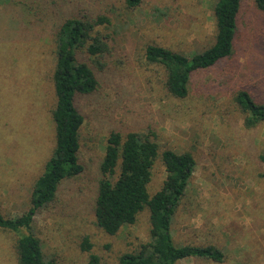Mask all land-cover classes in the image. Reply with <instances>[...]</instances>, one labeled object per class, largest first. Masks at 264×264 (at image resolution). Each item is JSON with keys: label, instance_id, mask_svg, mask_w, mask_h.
Instances as JSON below:
<instances>
[{"label": "rangeland", "instance_id": "374dc122", "mask_svg": "<svg viewBox=\"0 0 264 264\" xmlns=\"http://www.w3.org/2000/svg\"><path fill=\"white\" fill-rule=\"evenodd\" d=\"M81 1L92 13L110 16L107 31L120 46L122 67L103 74L99 90L78 100L85 116L80 132L85 172L64 181L55 201L34 218L31 232L45 258L88 264L93 253L100 264H119L123 254L150 241L147 210L134 225L108 235L96 224L92 202L111 130H151L160 152H189L196 160L173 223L175 243L212 244L225 255L220 263L188 258L178 264H264V164L259 160L264 123L247 129L233 102L241 88L264 100V13L254 0H242L234 56L195 72L188 95L177 98L165 87L164 71L147 64L145 49L155 44L191 57L209 48L218 0H143L133 12H125L121 0ZM5 9L0 0V210L13 219L30 209L34 184L54 147L55 57L51 36L24 30L17 14ZM166 177L158 158L150 194ZM18 237L0 231V264H19ZM85 239L91 252L82 250Z\"/></svg>", "mask_w": 264, "mask_h": 264}, {"label": "trees", "instance_id": "16d2710c", "mask_svg": "<svg viewBox=\"0 0 264 264\" xmlns=\"http://www.w3.org/2000/svg\"><path fill=\"white\" fill-rule=\"evenodd\" d=\"M142 1L121 0V7L125 12H133ZM254 1L264 13V0ZM1 3L6 11L17 14L15 17L24 30L36 29L51 36L56 102L51 110L54 147L34 184L31 207L13 219L6 218L0 210V231L19 235V264H60L45 258L40 239L31 232L32 224L38 211L55 201L64 181L85 172L80 157V132L85 116L77 103L79 98L99 90L103 74L120 70V46L107 31L112 24L110 16L92 13L81 0H1ZM241 4L242 0L216 2L214 43L191 57L160 45L146 47L147 64L164 71L165 87L170 94L185 98L195 72L213 68L234 56ZM233 102L243 114L247 129L264 123V100L257 99L250 90L238 89L233 94ZM105 143V154L98 167L97 193L92 202L96 224L108 235H116L123 227L134 225L145 210L149 212L150 241L141 243L136 251L123 254L119 264H178L188 258L223 262L225 255L215 245H177L174 240L173 223L193 177L194 156L170 149L160 152L157 136L151 130H111ZM158 158L167 177L161 189L152 195L148 187ZM259 160L264 164V149ZM82 250L92 251L87 239ZM88 264H100V258L90 253Z\"/></svg>", "mask_w": 264, "mask_h": 264}]
</instances>
